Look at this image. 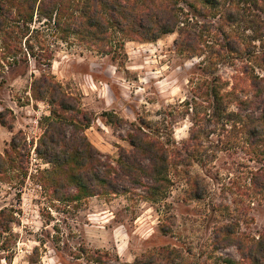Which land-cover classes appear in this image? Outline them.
Listing matches in <instances>:
<instances>
[{
    "label": "rangeland",
    "instance_id": "obj_1",
    "mask_svg": "<svg viewBox=\"0 0 264 264\" xmlns=\"http://www.w3.org/2000/svg\"><path fill=\"white\" fill-rule=\"evenodd\" d=\"M261 33L264 36V28ZM178 36L128 42L124 50L52 40L44 44L53 53L50 66L43 58L27 55L25 48L8 56L0 46V114L7 110L12 124L0 128V154L11 150L16 136L26 138L31 149L28 176L0 179V213L6 211L0 217V264H101L97 259L134 264L143 255H157L160 264H223L240 256L235 247L214 250L216 227L237 222L240 233L264 234V200L252 193L245 197L243 188L250 171L260 165L247 161L241 146L228 145L227 140L213 146L206 166L195 163L172 176L167 197L158 203L148 201L141 188L127 195L63 203L41 186L40 172L49 165L35 148L42 134L40 121L50 115V107L33 98L34 78L54 75L95 115L86 135L113 161L120 149H131L128 133L142 120L160 131L172 130L182 144L190 137L191 121L176 107L190 96V80L203 58L180 52ZM256 44L264 47V38ZM220 74L231 80L235 70L223 66ZM108 113L123 122L111 123ZM189 180L201 184L200 199L191 198ZM8 215L14 218L7 226ZM163 248L177 251L165 259L160 256Z\"/></svg>",
    "mask_w": 264,
    "mask_h": 264
},
{
    "label": "trees",
    "instance_id": "obj_2",
    "mask_svg": "<svg viewBox=\"0 0 264 264\" xmlns=\"http://www.w3.org/2000/svg\"><path fill=\"white\" fill-rule=\"evenodd\" d=\"M263 28L264 0H0V46L8 56L26 51L50 66L53 53L44 44L52 40L124 50L128 42L153 43L178 33V50L203 58L190 80V96L176 107L191 121L189 139L178 144L172 130L160 131L142 120L128 133L131 149H120L116 161L86 135L95 115L54 75L35 77L33 98L50 107V115L40 121L42 134L35 148L49 165L40 172L42 188L63 203L127 195L141 188L148 201L158 203L167 197L172 176L195 163L206 166L213 146L227 140L228 145L241 146L247 161L260 165L250 171L243 188L245 197L253 194L264 200V47L256 44L263 43ZM223 66L235 70L231 80L221 76ZM7 113L0 114V128L12 127ZM107 117L111 123L123 122L115 114ZM30 152L26 138L16 136L11 150L0 154V179L28 176ZM189 184L191 198L200 199L201 184ZM8 216L7 226L14 218ZM213 246L237 249L240 259H224L223 264H264V234L240 233L237 222L216 227ZM176 251L163 248L160 256L167 259ZM157 258L143 255L134 264H160Z\"/></svg>",
    "mask_w": 264,
    "mask_h": 264
}]
</instances>
